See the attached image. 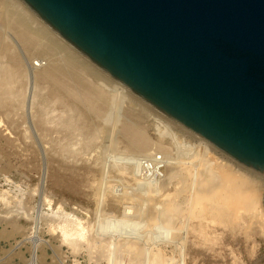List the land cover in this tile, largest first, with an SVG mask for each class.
<instances>
[{
  "label": "rangeland",
  "instance_id": "374dc122",
  "mask_svg": "<svg viewBox=\"0 0 264 264\" xmlns=\"http://www.w3.org/2000/svg\"><path fill=\"white\" fill-rule=\"evenodd\" d=\"M6 3L7 0H0V22L4 26L6 23L2 13ZM8 30L9 33L3 29L0 30L1 36L14 34L13 30L9 28ZM20 46L16 50H19L22 59L21 76L12 85V95L5 100L4 104L0 103V242L1 245L19 242L20 245L14 249L12 257L26 258L34 253L42 264H62L63 261L73 264L74 259L86 261V264L89 261L90 264H172L175 262H177L175 264H264V181L259 171L250 167L240 168L234 161H230L234 163L231 166L229 159L224 157L225 155L205 148L203 141V143L199 141L198 144L197 137L194 140L193 134L187 133V135L186 131L181 132L177 128L173 130V127L170 126L173 130L171 131L164 120L154 119L156 114L150 109L153 107L152 104L148 106H151L149 109L139 108L144 112V116L141 118L142 125L153 141L163 140L164 145L172 149L171 153L174 156L172 157L171 154V157H167L169 160L172 159V162L160 157L161 152L158 153V157L132 153L118 132L113 130L111 122L105 124L97 121L99 123L97 131L95 129L97 137L87 144L85 136L92 131L94 118L88 114L82 104L77 105L70 100L67 105H63L51 96L50 89L43 82H35L33 77L29 78L32 76L31 73L27 77L26 71L31 69L32 72L30 67L32 61L40 58L46 61L47 57L44 53L24 49L23 45ZM7 60L8 55L5 52L4 41H1L0 62ZM109 88L111 91L115 90L110 85ZM116 92L111 93L118 97L121 96V98L123 95L125 96L123 92ZM123 99L122 104L118 102L113 108V119L123 113L127 95ZM42 109L47 110L49 116L56 120L62 113L74 115L82 109L84 112L81 118L75 114L76 120L73 123L80 124L83 128L82 130L76 129L70 136L64 135L65 131L53 130V127L45 134L37 123L38 117L35 116V113ZM163 125L167 127L166 134L160 133L161 127L164 128ZM51 126L52 124L49 123L48 127ZM172 132H174L173 135H170ZM175 133L176 135H174ZM176 137H180L179 140L182 142L184 150L179 146L181 144H177ZM191 147L196 148L192 149ZM187 148L198 151L199 155L196 156L199 159L195 157L194 160L196 163L201 158H208L207 161L210 162L214 159L216 160L214 162L223 161L228 163L226 165L232 171L240 168L243 174L257 180L259 191L261 190L260 196L256 194L259 196L257 203H260L257 204V209L261 208L258 211V216L251 217L241 213V210L243 211L241 208L238 211L239 217L232 223H223L209 213L201 217L191 215L192 203L188 198L194 192V186L191 185L192 180H189V177V179L185 178L186 180H184L183 178L182 180L181 170H179L180 161L186 160L184 155ZM201 148H205L206 151L204 152ZM218 150L222 149L218 147ZM201 154L206 156L202 155V157ZM154 166L155 168H153ZM171 166L172 168H169ZM184 171L186 170L184 169L183 173ZM240 171L236 170V173ZM258 178L262 181L259 182ZM182 181H187L189 186L185 185L187 183L183 185ZM185 186L188 189L186 192ZM179 191L180 193H177ZM148 193L149 196H147ZM100 197L103 199L100 200ZM98 200L99 202H97ZM159 201L160 203H158ZM143 202L146 203L143 205ZM163 202L165 203L164 207H162ZM136 204L139 205V208L141 207V212H136V208L140 210ZM161 204L163 205L161 206ZM171 204L174 205L170 206ZM142 206L145 208L143 209ZM167 207L172 210L171 214L174 212L173 216H170V212L163 215L160 213V210ZM52 208L56 210L54 213ZM125 209H127V213L124 212ZM179 211L180 214L183 213L182 217ZM186 211L189 212V215ZM133 212H136L138 216ZM69 213L73 215L70 216ZM139 214L143 216L140 217ZM144 214L149 216L150 220ZM153 215L157 217L155 218ZM262 215L263 217H261ZM168 217L170 218L168 219ZM63 219L64 221H62ZM79 219L87 227V237L89 238L85 240L89 242L82 240L81 245L75 246L64 241L58 225L60 221L71 224ZM137 219H140V223ZM164 219L171 220V222H165ZM151 220H155L157 223L154 221L152 224ZM160 221L169 225L163 224V226ZM145 222H147L146 225H144ZM158 222L160 227H158ZM149 223L156 227L151 228ZM15 224L19 227H17L18 230H15ZM180 224L182 229H180ZM140 225L143 226L142 229ZM153 228L155 233V229H157V233L164 229L162 231L166 234L169 233L168 237L162 231L164 237L160 236L161 233L155 235ZM183 228L186 230L185 234L182 232ZM169 230L173 232L171 233ZM147 231L148 233L150 231L153 239ZM3 233H5L4 236L1 235ZM154 235L156 238L153 237ZM155 253L161 255L160 263L151 261ZM114 258L117 259L112 260Z\"/></svg>",
  "mask_w": 264,
  "mask_h": 264
},
{
  "label": "water",
  "instance_id": "95a60500",
  "mask_svg": "<svg viewBox=\"0 0 264 264\" xmlns=\"http://www.w3.org/2000/svg\"><path fill=\"white\" fill-rule=\"evenodd\" d=\"M137 95L264 173V0H24Z\"/></svg>",
  "mask_w": 264,
  "mask_h": 264
},
{
  "label": "bare ground",
  "instance_id": "6f19581e",
  "mask_svg": "<svg viewBox=\"0 0 264 264\" xmlns=\"http://www.w3.org/2000/svg\"><path fill=\"white\" fill-rule=\"evenodd\" d=\"M2 15H4L3 19H4V22L6 23V25L4 26L0 22V30L3 29V30H5L6 33H9V30H8V28H9V29L13 30L14 34H8L7 36H4V37L1 36V34H0V42L4 41L5 52L8 55L7 61L0 62V103L4 104L5 100L9 96L12 95V92H11L12 85L16 81H18L19 76H21L22 59L20 57L19 50H16V48L17 47L19 48V47H21L20 45H23L24 49H32V50L38 51L39 53H44L47 57L46 61H44L42 58H40L36 61H32L31 64L29 63L30 67L32 68V72H31V69H29L30 70V71H28L29 73L26 71L25 75L28 77L29 74L31 73L32 76H29V78L33 77L32 79H34L35 82H38V81L43 82L45 84V86L50 89L51 96L54 97L55 99H57L58 101H60L63 105H67V103L70 100L72 102L76 103L77 105L82 104L84 106V108L88 111V114H90L94 118V122L92 125V131L90 133L86 134V136H85L87 144L92 142V140L95 137H97L96 131H97V128L99 125V123H97V121H101L102 123H105V124L111 122V126H112L113 130L118 132L120 137L125 142L126 147H128L129 151L131 150L132 153H139V154H143L145 156L147 155L148 157H149V155H156L154 157H158L159 156L158 153L161 152L162 154L160 157H162L164 159H168L167 157H171L170 155L172 154L171 153L172 149L169 146L164 145V143L162 142L163 140L159 139L160 141H153L152 138L148 135L145 127L142 125L141 118H142V116H144V112H142L139 108L149 109L151 106L150 107H148V106L151 105V103H149L148 101H146L142 97L137 96V94L133 90H131L127 85H125L121 81L117 80L111 74H109L107 71H105L102 68H100L99 66H97L92 60H90L86 55H84L82 52H80L77 48H75V46H73L70 42H68L65 38H63L57 31H55L24 0H7V3L4 7ZM6 40H8V41H6ZM109 85L112 87V89H115V90L117 89L120 92H123L125 94V96L127 95V100L124 102L125 108H124L123 113L114 117V119L112 118L113 108L115 107V105L118 104V102L122 104V100H124L123 98H125V96L123 94H121V95H123V98H121V96L118 97V96L112 94L111 92L115 93L117 90L111 91L110 88L108 89ZM120 92H118V93H120ZM157 108L158 107H156V106L154 107V105L152 108H150L153 111V113L156 114V117H154V119L159 120V118H160V119L164 120V122L166 123V125H168V127H170V126L173 127V130H174V128L175 129L177 128V129L181 130V132L186 131L185 132L186 134L187 133L193 134L194 140H195V137H197L196 139L198 141V144H199V141L201 143L204 142L205 146H206L205 148H210L212 150H215L216 152H220L223 155H225L224 157L229 159V164L231 166L234 163L230 162V161H234L237 165L240 166V168H242V167L248 168L249 167V166L241 163L237 159L233 158L232 156L227 154L225 151L218 150V147L216 148V146L214 144H212V143L210 144V141H208L207 139H205L204 137H202L201 135H199L195 131L193 132L192 129H191L192 131L189 130L190 128L188 129L187 126H186L187 128L183 127L182 126L183 124L181 122L174 119L173 117H172L173 119L168 117L167 113H166L167 115H165L164 111L161 110L162 112H164V113H162L160 110H158L159 108L158 109ZM78 112L74 113V115L76 114L77 116H80V118H81L82 113L84 111L82 109H80V110H78ZM150 113H152V112L150 111ZM35 114H36L35 116L38 117L37 123L41 127L43 132H45V134L48 133L49 131H51L52 127H53L54 128L53 130H56L58 132L65 131L64 135L70 136L76 129L82 130V128H83L80 124L75 125L73 123L76 120V118L74 115L69 114V113H67V114L62 113L58 117L57 120L54 118H51L49 116V112L45 109H42V111L39 110L38 113H35ZM49 123L52 124L51 127H48ZM158 123L159 122H157V125H159ZM162 124H164V123L162 122ZM171 127H170V129H171ZM95 129H96V131H95ZM170 129H169V132H170ZM165 130H167V127H165V126H164V128L161 127L160 133L166 134ZM173 130L171 129V131H173ZM173 133L174 132H172V134H170V133L169 134L173 135ZM174 135H176V133ZM189 136H191V135H189ZM179 138H177L175 140L178 141L177 144L178 145L181 144L179 146L182 147V142L179 140ZM61 144H64V143H61ZM196 145H194V146H196ZM190 146H192V145H190ZM190 146H189V148H190ZM201 147H203V146H201ZM193 148H196V147H193ZM205 148H201V149L204 150V152H205L206 151ZM182 149L184 150L183 147H182ZM192 149H190V150H192ZM179 150H180V148H179ZM188 150L189 149L187 148V151ZM187 151L185 152V155H184L186 160H184V159L181 161L179 160L180 164H179V162H178V164L180 167L179 170H181L182 180H183V178H184V180H186L185 178L189 177L190 179L189 178L188 179L192 180L191 185L194 186V192H192L190 197L188 196L189 197L188 199L191 200V203H192L191 204L192 205L191 215L201 217V216L209 213V214H212L213 216H215L216 218H218L223 223H232L235 221L236 218L239 217L238 211L241 208V209H243V211L241 210V213L243 212L244 214L251 216V217H253L255 215L258 216L257 215V214H259L258 211H260L261 208L259 210L257 209V204H260L257 202H258V197L260 196L259 192L261 190L259 191V184L257 183V180H255L254 178L252 179L249 176H246L245 173H244L245 174L244 175L240 171V168L232 171L231 168L229 169L227 167L226 164H228V163H225L223 161L214 162V160H215L214 159L210 162V161H207L208 158H201V160L200 161L198 160V162L196 163V161H194V160H195V157L197 159H199L196 156V155H199V154H197L198 151L196 152L194 150L196 152V154L193 150L190 152L188 151V153H187ZM178 155L180 156L179 153H178ZM202 155L203 154H201V156ZM173 156H174V154H172V157ZM203 156L205 157L206 155L204 154ZM171 160H169V161L172 162ZM115 164H114V166H115ZM146 166H147V164H146ZM167 166H168V164H167ZM176 167L178 168V166H176ZM153 168H155V166ZM169 168H172V166ZM184 169L186 171H184V173H183ZM156 170H157V168H156ZM236 170L240 171V172L236 173ZM251 170H253V169H251ZM259 173H260L262 180L264 181V173H262V172H259ZM104 174H105V172H104ZM151 174H152V172H151ZM139 178H141V177H139ZM135 179H137V178H135ZM165 179H166V177H165ZM188 179H187V181H188ZM262 180H259V178H258L259 182H261ZM187 181L186 182L182 181L183 185H184V183H187ZM145 184H146V182H145ZM185 185L189 186V183H187ZM148 186H146V187H148ZM152 187H155V186H152ZM187 187L185 189V192H186V190L188 191ZM156 188H158V187H156ZM147 189L148 188H146V190ZM149 189H150V187H149ZM191 190H190V193H191ZM147 192H149V191L147 190ZM177 193H180V191ZM182 193H184L183 190H182ZM256 194H258L259 196L258 195L256 196ZM142 195H144V194H142ZM104 196H106V195H104ZM147 196H149V193ZM101 198L102 197H100V200H101ZM178 199H179V197L177 198V200ZM139 200H141V199H139ZM151 200H152V198H151ZM186 200H187V198H186ZM97 202H99V200ZM145 203L143 202V205ZM158 203H160V201ZM167 203H168V201H167ZM171 203H173V202H171ZM185 203H187V202H185ZM137 204H136V206L138 207L139 205H137ZM156 205H154V206H156ZM159 205H158V207L160 208ZM162 205L163 204H161V206ZM173 205L171 204L170 206H173ZM176 205H178V204L176 203ZM187 205H189V204H187ZM97 206H99V205H97ZM103 206H105V204H103ZM164 206H165V203L162 207H164ZM181 206H182V204H181ZM142 208H143V206H142ZM156 208H157V206H156ZM188 208H189V206H188ZM139 209L140 210H137V208H136V212L137 211L141 212V210H142L141 207ZM174 209H175V206H174ZM185 209H186V207H185ZM126 210L127 209H125V211H124L125 213H127ZM54 211H56V210L53 209V213H54ZM170 211L172 212V210L169 207H167V208H163L162 210H160V213L163 215L164 213L166 214L167 212H170ZM136 212H133V213H135L138 216V214ZM171 212L169 214H171ZM188 213L189 212H187V214ZM47 214L49 215V213H47ZM145 214H144V216H145ZM169 214H168V216H169ZM172 214L170 216H173ZM179 214H180V211H179ZM50 215H51V213H50ZM66 215H67V213H66ZM71 215H73V214H70V216ZM150 215H151V213H150ZM180 215L182 217L183 213ZM142 216L140 215V217H142ZM153 216L156 218L158 216V214H157V216H155V215H153ZM166 216H165V218H166ZM69 217H68V219H69ZM145 217H147L149 219V216H145ZM160 217H161V215H160ZM181 217H180V219H181ZM261 217H263V215ZM163 218H164V216H163ZM169 218L170 217H168V219ZM185 218H188V217L185 216ZM66 219H67V217H66ZM80 219H79V221H75L74 223H71V224L69 222H61L60 221V223H59L58 221H56L59 223L58 227L62 233V236L61 235L60 236L64 237V241H66L67 243L70 242V243L74 244L75 246L77 244L81 245L82 240L84 241L85 239L89 238V237H87V232H88L87 227L84 225V223ZM151 219H153V218H151ZM160 219H162V218H160ZM186 220H188V219H186ZM62 221H64V219ZM142 221H143V219H142ZM154 221L151 220V223ZM167 221L168 220H165V222H167ZM56 222H55V224H56ZM70 222H71V220H70ZM168 222H171V220ZM173 222H174V220H173ZM139 223H140V221H139ZM151 223H149L150 226H151ZM160 223H162V221H160ZM55 224H53V225H55ZM146 224H147V222H145L144 225H146ZM152 224H154V223H152ZM158 224H159V222H158ZM163 224H167V223H162V225ZM15 225H16L15 230H18L19 227L17 226V224H15ZM167 225H169V224H167ZM140 226L142 229L143 226L142 225H140ZM163 226H162V228H164ZM180 226H181V224H180ZM58 227L56 225V228H58ZM129 227H130V225H129ZM134 227H136V226H134ZM152 227L155 228L156 226L152 225L151 228ZM158 227H160V224ZM165 227H167V226H165ZM126 228L128 229V227H126ZM154 228H153V233H155ZM169 228H170V226H169ZM144 229H146V228H144ZM176 229H178V228H176ZM180 229H182V226L180 227ZM159 230H160V228H159ZM162 230H164V229H161L159 231V233H161ZM171 230H173V229H171ZM155 231L157 233V229H155ZM169 231H167V232H169ZM179 231H181V230H179ZM184 231H186V230H184V228H183L182 232H184ZM162 232L164 233V231H162ZM165 232H166V230H165ZM170 232L172 233L173 231H170ZM147 233H148V231H147ZM156 233H155V235H156ZM159 233H157V234H159ZM163 233H161L162 235L160 234V236H163L164 234H166V233H164V234ZM148 234L150 235V231ZM184 234H185V232H184ZM1 235L4 236L5 233H3ZM6 235H7V233H6ZM151 235H150V237L152 238ZM155 235L153 237L156 238ZM167 235H169V233L166 234V236ZM86 241L87 240H85V242ZM87 242H89V241H87ZM178 242H180V241H178ZM177 246H178V244H177ZM75 249H77V247H75ZM33 256H34V258L38 257V256L34 255V253H33ZM115 259H117V258H114L112 260H115ZM161 260H162L161 255H159L158 253H155L154 256L152 257L151 261L153 263H160ZM38 263L41 264L40 262H38ZM175 263H177V262H175ZM175 263H172V264H175Z\"/></svg>",
  "mask_w": 264,
  "mask_h": 264
},
{
  "label": "built area",
  "instance_id": "2783aa9c",
  "mask_svg": "<svg viewBox=\"0 0 264 264\" xmlns=\"http://www.w3.org/2000/svg\"><path fill=\"white\" fill-rule=\"evenodd\" d=\"M20 244L19 242H11L5 245H1L0 242V264H39L41 263L40 259L38 257L33 256L31 254L30 257L26 258H15L12 257V252L16 247H18ZM75 262L73 264H86V261H83L81 259H74ZM42 264V263H41ZM62 264H67L65 261L62 262ZM90 264V261L88 262Z\"/></svg>",
  "mask_w": 264,
  "mask_h": 264
}]
</instances>
